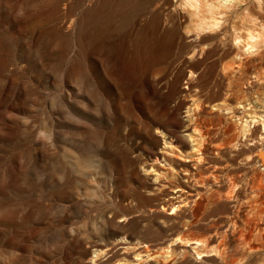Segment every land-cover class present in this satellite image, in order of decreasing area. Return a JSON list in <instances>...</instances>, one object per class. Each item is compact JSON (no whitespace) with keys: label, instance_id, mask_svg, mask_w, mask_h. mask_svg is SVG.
I'll list each match as a JSON object with an SVG mask.
<instances>
[{"label":"rangeland","instance_id":"1","mask_svg":"<svg viewBox=\"0 0 264 264\" xmlns=\"http://www.w3.org/2000/svg\"><path fill=\"white\" fill-rule=\"evenodd\" d=\"M232 3L0 0V264H264L251 191L208 172L264 173V0Z\"/></svg>","mask_w":264,"mask_h":264},{"label":"bare ground","instance_id":"2","mask_svg":"<svg viewBox=\"0 0 264 264\" xmlns=\"http://www.w3.org/2000/svg\"><path fill=\"white\" fill-rule=\"evenodd\" d=\"M236 1V0H235ZM233 2V0H218V2H210L209 0H186V6H188L190 9H191V12H193V14H195V15H197V17L199 16V17H201L200 15H203L202 13H203V11H205V9H207L208 10V12L211 14V15H215V13H217L216 12V10H218L219 9V7H226L227 8V6L229 5V4H231ZM233 4V3H232ZM220 13H221V11H220ZM217 15V14H216ZM216 17V16H215ZM216 18H218V17H216ZM204 19V18H203ZM258 19V18H257ZM211 22V21H210ZM212 22H214V20H212ZM219 22V21H218ZM209 23V22H208ZM217 22H216V20H215V22H214V24H216ZM213 24V23H212ZM213 24V25H214ZM201 26H204L203 25V23L201 24ZM209 26V25H208ZM200 27V26H199ZM207 27V26H206ZM217 27V26H216ZM207 28H209V27H207ZM211 28V27H210ZM203 29V28H202ZM212 29H213V27H212ZM253 29V28H252ZM208 30V29H207ZM251 30V29H250ZM203 31H206V30H203ZM254 31V30H253ZM250 32V31H249ZM259 32H260V30H259ZM251 33V35H250V39H251V41H252V43H246L247 45H249L252 49H253V47L255 48V46L254 45H252V44H254V43H256V41L257 40H259V42H260V35H259V33L257 34V32H256V34H255V32H250ZM260 34H262V33H260ZM264 34V33H263ZM248 35V36H249ZM262 36H264V35H261V39H262ZM241 39V38H240ZM240 41H242V40H240ZM246 42V41H245ZM258 42V41H257ZM243 43H244V41H243ZM259 44V43H258ZM260 44H261V42H260ZM246 45V46H247ZM257 46V45H256ZM260 46V45H259ZM254 50V49H253ZM254 70V69H253ZM259 72V71H258ZM259 74V73H258ZM255 75H256V73H255ZM261 75V74H260ZM257 76V75H256ZM255 77V76H254ZM256 78V77H255ZM262 78V77H261ZM260 78V79H261ZM262 81V80H261ZM264 81V80H263ZM227 102V101H226ZM231 106V105H230ZM243 107V106H242ZM251 107V106H250ZM223 108V106H220L218 109H222ZM201 110H203V109H200V112H201ZM243 111V110H242ZM190 113V112H189ZM194 113V112H193ZM193 113H191L192 115H193ZM198 113H199V110H198ZM220 113H222V112H220ZM239 113V115H240V111H238L237 113H235V114H238ZM250 115V114H249ZM258 115V114H257ZM236 116V115H235ZM241 116V115H240ZM254 116H255V114H254ZM259 116V115H258ZM258 116H256V119H257V117ZM191 117V116H190ZM261 117V116H260ZM201 118V117H200ZM239 118V117H238ZM252 118V117H251ZM242 119H244V118H242ZM247 119V118H246ZM253 119V118H252ZM228 120H229V118H228ZM259 120V119H258ZM192 121H194V120H192ZM243 121V120H242ZM248 121V120H247ZM247 121H246V123H247ZM251 121V120H250ZM257 121V120H256ZM256 121H253V122H256ZM263 121V124H264V119L262 120ZM198 122V120L197 121H195V122H193V124H195L194 125V127H193V131H191V133H187V135H188V138H189V140H190V142H192L193 143V146H192V151H195V152H198V156L196 157V159L194 160V164L195 165H193V171H191V170H188V172L185 174V175H192V176H196V177H198L199 175H201L202 174V172H201V167H202V164L206 161V152H205V149H206V146H205V144H204V141L205 140H207V139H205V137H207V136H205V137H203V135H201V132H200V129H199V127H197L198 125H199V123H197ZM252 122V121H251ZM260 122V121H259ZM230 123V122H229ZM243 123V122H242ZM241 123V124H242ZM221 124V123H220ZM249 124H250V122H249ZM253 124V123H252ZM232 125V124H231ZM254 125V124H253ZM257 126H258V123L256 124ZM255 125V126H256ZM261 125V124H260ZM192 126V125H191ZM222 126V125H221ZM242 126V125H241ZM247 126H248V124H247ZM213 127V126H212ZM225 127H227V126H225ZM246 127V126H245ZM202 128V127H201ZM244 128V127H243ZM264 128V127H263ZM246 129V128H245ZM244 129V130H245ZM254 129V128H253ZM202 130V129H201ZM228 130V129H227ZM226 130V131H227ZM249 130H251V128L249 129ZM248 130V131H249ZM225 131V130H224ZM160 132V131H159ZM204 132V131H203ZM202 132V133H203ZM221 132V131H220ZM235 132V131H234ZM247 132V131H246ZM158 133V132H157ZM212 133V132H211ZM224 133V132H223ZM242 133V132H241ZM250 133V132H249ZM249 133H247V134H249ZM264 133V132H263ZM200 134V135H199ZM208 134H210V131H208L207 132V135ZM220 134V133H219ZM262 134V133H261ZM186 135V134H185ZM206 135V134H205ZM224 135V134H223ZM201 136V137H200ZM219 136V135H218ZM262 136V135H261ZM163 137V136H162ZM209 137V136H208ZM252 137V136H251ZM216 138V137H215ZM221 138H224L223 136L222 137H220V139ZM262 138H264V136L263 137H261V139ZM252 139V138H251ZM211 140V139H210ZM222 140V139H221ZM228 140V139H227ZM232 140H230V142H231ZM244 141V140H243ZM251 141V140H250ZM166 142V141H165ZM246 142V141H245ZM260 142V141H259ZM171 143V142H170ZM213 144V143H212ZM237 144H239L238 142H237ZM168 145V144H167ZM241 145V144H240ZM214 147H215V150H216V154L217 155H219V154H222V153H224V151L225 150H227L228 148H225V146L226 147H229V146H227V145H225V144H223V142H222V144H215V145H213ZM212 146V147H213ZM231 146V145H230ZM247 146V145H246ZM252 146V145H251ZM174 147H175V145H174ZM236 148H237V146H236ZM172 149H173V146H172ZM211 149V148H210ZM207 150V149H206ZM213 150V149H212ZM239 150V149H238ZM249 150V156H248V158H247V160H246V158L243 160L244 161V163H246V164H248V165H251V166H255L256 165V163H260V167L261 168H264V150L263 149H257V150H252V152H251V149H248ZM231 151V150H230ZM191 152V151H190ZM189 152V153H190ZM192 153V152H191ZM246 153H248V151L246 150V151H242V150H240V151H238L237 152V154L238 155H246ZM186 155V154H185ZM178 157H179V155H178ZM180 157H182V156H180ZM193 157V156H192ZM223 157V156H222ZM180 159H182V158H180ZM184 159V158H183ZM182 159V160H183ZM159 159L157 158L156 159V161H157V163L159 162L158 161ZM188 160V159H187ZM192 160V159H191ZM258 160V161H257ZM186 162V161H185ZM192 162V161H191ZM226 165H227V167H229V166H232L233 165V161H231V160H226ZM241 162V161H240ZM160 163V162H159ZM156 165V164H155ZM208 168V167H207ZM211 168V167H210ZM233 168V167H232ZM259 168V167H258ZM209 169V168H208ZM149 170V169H148ZM173 170V169H172ZM194 170L196 171V172H194ZM226 170H228L227 171V173H226V176H227V178H228V181H230V184H232V189L231 190H229L228 192H227V194H226V196L227 197H232L234 194H238L239 195V193H241V190H246V188H249V190L251 191V193H252V195H251V197H250V200H249V204H251V205H249L248 207L250 208L249 209V211H250V213L251 214H253L254 216H253V219L252 220H248V221H246V227H264V207H261V205L262 204H264V173H262L261 171V169H256V168H251L250 170H251V174L250 173H244V174H241L240 176L239 175H237L236 174V172L235 171H230L229 170V168H226L225 166H219V165H216L214 168H212L211 170H209L208 172L210 173L209 175H210V179L212 178L213 180H214V182H221V178H223V175H222V173H225V171ZM264 170V169H263ZM147 171V170H146ZM151 171L152 172H150V173H153L152 175H154V177H155V180L156 181H158V180H162L163 178H164V176L166 177L167 175H166V173H168V172H171V170H165V169H163V168H160V166H159V168H153L152 167V169H151ZM149 173V172H148ZM163 177V178H162ZM225 177V176H224ZM162 178V179H161ZM201 178V177H200ZM208 178V177H207ZM195 180V179H194ZM205 181V180H204ZM199 182V181H198ZM211 182V181H210ZM157 183V182H156ZM205 186V185H204ZM221 186V185H220ZM230 186V185H229ZM182 187V186H181ZM180 187V188H181ZM212 187V186H211ZM179 188V189H180ZM183 188V187H182ZM213 188V187H212ZM215 189V188H214ZM175 190V189H174ZM183 190H184V188H183ZM180 191V190H179ZM188 191V190H187ZM184 192V191H183ZM248 192V191H247ZM185 193L187 194V192L185 191ZM198 193H199V191H198ZM202 193V192H201ZM213 193V192H212ZM177 194V193H176ZM189 195V194H188ZM191 195V194H190ZM199 195V194H198ZM202 195H204V194H202ZM237 195V196H238ZM254 195H255V197H254ZM179 196H181V195H179ZM258 196H263V202H262V204H258V200L256 199V197H258ZM248 197V196H247ZM180 198V197H179ZM200 198H202V196L200 197ZM234 198V197H233ZM172 199V198H171ZM175 199H177V198H175ZM185 199V198H184ZM198 199V198H197ZM219 199H221V198H219ZM218 199V200H219ZM223 199V198H222ZM231 200V199H230ZM236 200H238L237 198H236ZM167 201V200H166ZM165 201V202H166ZM189 201V200H188ZM194 201V200H193ZM192 201V202H193ZM199 201V200H198ZM168 202V201H167ZM197 203V202H196ZM199 203V202H198ZM173 204V203H172ZM190 204V203H189ZM245 204H246V200H245ZM244 204V205H245ZM212 205V204H211ZM246 206V205H245ZM238 207V206H237ZM175 208V207H174ZM243 208H244V206H243ZM176 209V208H175ZM240 209V208H239ZM174 210V209H173ZM238 211V210H237ZM239 216V215H238ZM252 216V215H251ZM231 219V218H230ZM251 219V218H250ZM237 222V221H236ZM224 225V224H223ZM235 225V224H234ZM245 225V224H244ZM235 226H237V225H235ZM230 227H232V224H231V226ZM239 227V226H238ZM242 229V228H241ZM246 229V228H245ZM236 230V229H235ZM256 230V229H255ZM237 231V230H236ZM240 231V230H239ZM251 231V230H250ZM259 232H260V230H259ZM258 232V233H259ZM238 233V232H237ZM246 233V232H245ZM252 233V232H251ZM264 234V233H263ZM228 235V234H227ZM233 235H235V234H233ZM246 235V234H245ZM257 235V234H256ZM224 236V235H223ZM244 236V235H243ZM252 236H253V234H252ZM240 238V237H239ZM258 238V237H257ZM244 238H242V240H243ZM254 239V238H253ZM256 239V238H255ZM202 240V239H201ZM224 240V239H223ZM229 240H230V238H229ZM228 240V241H229ZM208 241V240H207ZM254 241V240H253ZM191 242H193V241H191ZM225 242V241H224ZM190 243V242H189ZM194 244H196V245H200V241H194L193 242ZM201 243H202V241H201ZM207 243V242H206ZM231 243V242H230ZM253 242H251V244H252ZM240 244V243H239ZM242 244V243H241ZM250 244V245H251ZM204 245V244H203ZM203 245H200V246H203ZM249 245V247L251 248V246ZM207 246V245H206ZM223 246V245H222ZM247 248V247H246ZM254 248V247H253ZM195 249H196V247H195ZM199 249V248H198ZM202 249V248H201ZM205 249V248H204ZM245 250V249H244ZM197 251V250H196ZM206 251V250H205ZM205 251H203V252H205ZM228 251V250H227ZM252 252H253V250H251ZM201 251H199V254H201L200 253ZM207 252V251H206ZM198 254V253H197ZM198 254V255H199ZM210 254V253H209ZM204 255H206V254H203V256ZM201 256V255H200ZM209 256V255H208ZM202 257V256H201Z\"/></svg>","mask_w":264,"mask_h":264}]
</instances>
